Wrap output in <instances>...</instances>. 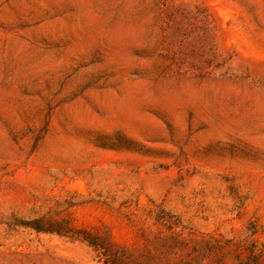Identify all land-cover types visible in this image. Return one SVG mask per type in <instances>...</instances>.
I'll use <instances>...</instances> for the list:
<instances>
[{
	"label": "rangeland",
	"instance_id": "374dc122",
	"mask_svg": "<svg viewBox=\"0 0 264 264\" xmlns=\"http://www.w3.org/2000/svg\"><path fill=\"white\" fill-rule=\"evenodd\" d=\"M0 264H264V0H0Z\"/></svg>",
	"mask_w": 264,
	"mask_h": 264
}]
</instances>
